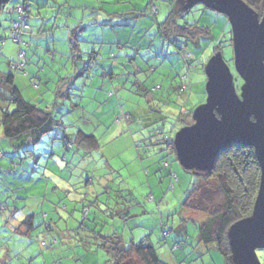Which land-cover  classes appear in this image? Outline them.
I'll return each mask as SVG.
<instances>
[{
	"label": "rangeland",
	"instance_id": "obj_1",
	"mask_svg": "<svg viewBox=\"0 0 264 264\" xmlns=\"http://www.w3.org/2000/svg\"><path fill=\"white\" fill-rule=\"evenodd\" d=\"M17 4L9 0L0 11V71L13 73L22 97L51 112L63 126L46 133L29 151L17 152L0 129V264H109L96 232L119 233L126 242L146 237L165 264H224L215 248L198 240L205 212L183 206L195 184L202 188L204 206L224 203V195L214 178L204 176L207 171L187 169L166 154L163 141L182 128L176 121L182 107L192 120L195 109L206 102L204 67L215 53L229 67L241 99L226 16L185 0H58L52 7L40 5L42 13L28 17L33 29L28 33L35 41L26 44L24 38L21 43L11 39L16 16L11 10ZM152 6L157 7L155 15L149 13ZM171 11L180 24L209 25L210 38L187 42L179 54L158 32ZM35 19L43 35L55 31L57 54L64 56L54 59L48 45H40ZM80 19L81 77L69 86L71 95L63 97L62 87L77 70L67 28ZM20 49L23 65L14 71L11 65ZM183 78L187 94L176 95L167 85H184ZM143 89L149 90L147 95ZM9 94L10 86L2 84L0 111L12 109ZM128 111L131 118L119 120ZM79 129L97 137V150L77 148ZM12 213L20 221L32 214L33 229L27 232L26 224L14 229ZM256 254L264 264V248Z\"/></svg>",
	"mask_w": 264,
	"mask_h": 264
},
{
	"label": "trees",
	"instance_id": "obj_2",
	"mask_svg": "<svg viewBox=\"0 0 264 264\" xmlns=\"http://www.w3.org/2000/svg\"><path fill=\"white\" fill-rule=\"evenodd\" d=\"M6 1L0 0V8ZM245 1L261 16L264 8V0ZM149 4L151 3L149 2ZM156 11L157 7L154 9L152 7L151 9L149 8L150 14L155 15ZM30 15L31 10L28 17ZM16 17L17 14L13 20ZM28 22L29 20L27 18ZM158 32L161 33V37L176 47L179 54H182L184 49H186L187 42L196 44L200 38L209 39L211 36L209 25H199L198 23L180 24L174 11H171L166 20L159 25ZM25 33H28V31ZM25 33L21 35L22 42ZM231 36L230 31V42ZM2 39L0 37V41ZM69 40L71 58H75L79 52L78 46L80 41L75 33L71 34ZM217 49L215 47L213 52H217ZM236 75L238 76L237 73ZM13 82V73L5 74L0 71V86L2 84L10 86L9 100L12 105V109L5 108L0 111V129L2 137L10 142L13 148L12 152L19 150L29 151V147L39 143L46 133L54 130L57 126H63V123L60 120H56L55 116L48 110L38 108L26 101L20 91L14 86ZM182 82L184 85L175 88L167 85V87L176 93V95H181V93H186L185 87L187 84L184 78ZM240 82L243 84L241 78ZM142 83L140 85H143ZM160 87L156 86L154 89H159ZM143 91L146 95L149 92L148 89H143ZM186 97L183 99V102L186 101ZM184 107L178 112L176 118V121L181 123L180 127L193 123V118L192 120L186 118L187 109ZM123 114L124 112H122L121 118L126 121L125 114ZM158 132H160V129L157 130ZM152 136L153 134H151ZM173 138L174 136L172 134L165 137L163 141L166 144L164 150L167 152L166 154L172 153L177 159ZM76 140L77 148L83 150L85 153L95 151L100 146L97 137L93 133H85L80 129L76 132ZM163 166L168 167L169 162H164ZM171 175L172 178H176L175 173L172 171L170 172ZM204 176L215 179L216 186L224 195V203L211 206L202 205V188L199 184H195L187 191L183 206L190 210L205 212L204 214L207 217L197 229L199 242L204 246L215 248L220 253L224 264H233L227 233L233 223L240 221L251 213L259 183L260 169L253 148L250 146L232 145L226 150L219 152L214 160L211 171ZM33 218L34 216L29 214L22 221L23 224L28 225L26 228L27 232L33 229ZM19 228L16 226L14 229L17 230ZM49 230H51L50 227ZM94 235V238L98 237L97 245L109 255V264H165L159 259L155 247L146 237L139 241H134L131 238L126 242L119 233L103 235L96 232Z\"/></svg>",
	"mask_w": 264,
	"mask_h": 264
},
{
	"label": "water",
	"instance_id": "obj_3",
	"mask_svg": "<svg viewBox=\"0 0 264 264\" xmlns=\"http://www.w3.org/2000/svg\"><path fill=\"white\" fill-rule=\"evenodd\" d=\"M223 14L231 26L234 69L242 79L241 99L229 67L219 53L204 67L207 100L193 113V123L173 139L177 159L198 172H210L219 152L232 145L252 147L259 183L251 213L227 233L233 264H261L264 248V8L261 16L245 0H185Z\"/></svg>",
	"mask_w": 264,
	"mask_h": 264
},
{
	"label": "crops",
	"instance_id": "obj_4",
	"mask_svg": "<svg viewBox=\"0 0 264 264\" xmlns=\"http://www.w3.org/2000/svg\"><path fill=\"white\" fill-rule=\"evenodd\" d=\"M9 0H7L4 4H2L1 5V8H0V11L2 10V8L5 6V4L8 2ZM58 0H32V3H33V7L31 8V16L33 17V16H35L34 15V13L36 14V15H38L39 13H42V11H40V5H43V4H45V5H50L51 7H52V5L54 4V3H56ZM71 16V13L70 14H68V17H70ZM40 17V19H41V21L43 20V17L42 16H39ZM79 22H78V24H76L74 27H72V26H70L69 28H67L68 29V34H67V36H68V44L70 45V40H69V38H70V36H71V34H73V33H75V35H76V37L78 38V40L79 39H81V37L83 38L84 36H81V34H78V31L79 30H81V19L80 20H78ZM43 23H44V21H43ZM124 24H126V22L124 23ZM42 26H43V24H42ZM33 28H35L36 30H37V34H39V35H41V43H40V45H42L43 44V46H45L46 44L48 45L47 46V51H52V53H53V58L55 59L56 58V56H58V57H62V56H64V55H59V54H57V52H58V50L55 48L56 47V45H57V41L55 40V31L54 30H52V31H49L50 32V34L49 35H47V34H45V35H43V33H41V29H40V24H39V22L38 21H36V19H35V22H34V25H33ZM51 29V28H50ZM44 32V31H43ZM33 34V33H32ZM23 38H24V40H26L25 41V43L27 44H29L30 43V41H35L33 38H32V36L31 35H29V33H25L24 34V36H23ZM48 41V42H47ZM80 41V40H79ZM82 41H84V40H82ZM81 41V42H82ZM46 43V44H45ZM40 47V46H39ZM69 49H70V46H69ZM79 51V52H78ZM78 53L76 54V56H75V58H73V65L76 67V69L77 70H75L74 71V75L73 76H71V78H70V82H69V85H64L62 88L63 89H66L65 91H63L62 92V96L63 97H66V93L68 94V95H71L70 94V92H68V90L70 89V85L71 86H74V85H76V84H78V81L80 80V77H81V70L78 68V66H77V62H79V61H81V45H79L78 46ZM51 53V52H50ZM70 73H72V71L70 72ZM73 74V73H72ZM67 91V92H66ZM126 116H127V118H126V121H128L130 118H131V113L128 111V113H124ZM122 120V119H121ZM57 176V175H56ZM57 177H59V176H57ZM99 177H100V175H99ZM59 178H61L62 180H63V177L62 176H60ZM100 179V178H99ZM63 181H65V180H63ZM15 214H16V212H15ZM14 213H12L11 215H10V218H12L13 219V221H14V223H15V225L17 226V227H20L21 228V226H22V221H20V217H18L17 215H15ZM28 215H26V217H27ZM25 217V218H26ZM24 218V219H25ZM15 228V227H14ZM26 231V230H25Z\"/></svg>",
	"mask_w": 264,
	"mask_h": 264
},
{
	"label": "built area",
	"instance_id": "obj_5",
	"mask_svg": "<svg viewBox=\"0 0 264 264\" xmlns=\"http://www.w3.org/2000/svg\"><path fill=\"white\" fill-rule=\"evenodd\" d=\"M18 4L17 6L12 9V12H15L17 14V17L15 20H12L11 22V39L14 42L21 43V35L28 30L32 31V28L29 27L27 23V18L29 15V12L31 10L30 0H17ZM155 7L152 6V9ZM25 57L24 52L20 49L18 51V57L17 61L11 65V68L14 71L20 70V68L23 65L22 59ZM33 85H36L33 83Z\"/></svg>",
	"mask_w": 264,
	"mask_h": 264
}]
</instances>
